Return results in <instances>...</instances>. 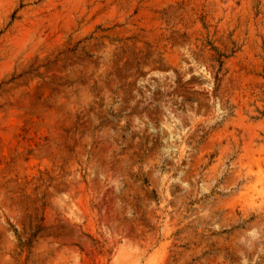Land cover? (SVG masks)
I'll list each match as a JSON object with an SVG mask.
<instances>
[{
  "label": "rangeland",
  "instance_id": "1",
  "mask_svg": "<svg viewBox=\"0 0 264 264\" xmlns=\"http://www.w3.org/2000/svg\"><path fill=\"white\" fill-rule=\"evenodd\" d=\"M122 249L264 264V0H0V264Z\"/></svg>",
  "mask_w": 264,
  "mask_h": 264
},
{
  "label": "bare ground",
  "instance_id": "2",
  "mask_svg": "<svg viewBox=\"0 0 264 264\" xmlns=\"http://www.w3.org/2000/svg\"><path fill=\"white\" fill-rule=\"evenodd\" d=\"M29 35H30V27L27 26V25L26 26L23 25L22 26V29L20 30V35L17 36V39L16 38H13V39L16 40L15 41L16 44L21 45L22 44V41H24L26 38H28ZM18 45H16V46H18ZM104 216L106 217V215H104ZM122 252H125V251H123V249L121 250V253L119 254L120 257L117 259V261H116L115 264H137V260L138 259H137V256L135 254H133V252H130V251H129L130 253L129 252H126L127 253L126 255L125 254L123 255Z\"/></svg>",
  "mask_w": 264,
  "mask_h": 264
}]
</instances>
